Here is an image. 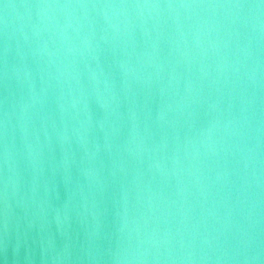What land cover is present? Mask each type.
<instances>
[{
	"label": "water",
	"instance_id": "1",
	"mask_svg": "<svg viewBox=\"0 0 264 264\" xmlns=\"http://www.w3.org/2000/svg\"><path fill=\"white\" fill-rule=\"evenodd\" d=\"M0 264H264V0H0Z\"/></svg>",
	"mask_w": 264,
	"mask_h": 264
}]
</instances>
